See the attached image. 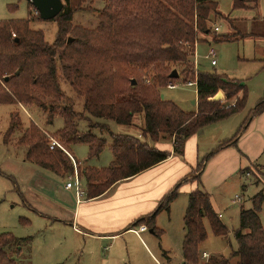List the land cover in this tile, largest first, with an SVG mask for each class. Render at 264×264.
Here are the masks:
<instances>
[{"label": "trees", "instance_id": "trees-1", "mask_svg": "<svg viewBox=\"0 0 264 264\" xmlns=\"http://www.w3.org/2000/svg\"><path fill=\"white\" fill-rule=\"evenodd\" d=\"M104 1L97 28L92 31L75 28L76 37H68L64 41V35L69 31L66 23L70 21L72 6L83 2L67 0L69 4L71 2V7L52 19L63 18L64 22L60 24L51 45L44 42L42 32L30 30V13L25 20L0 21V105L35 106L48 113V125L52 124L55 116H60L63 127L55 133L65 149L70 150L76 144L87 145L88 158L91 159L103 151L105 140L90 132L78 134V114L73 108H56L64 99L57 75L56 57L63 63L70 87L83 98L88 118L129 126L136 114L143 115L140 137L109 133L112 139L109 150L113 161L108 167H86L81 171L88 200L103 195L115 183L132 178L170 156V152L152 147L148 142L169 139L172 154L182 155L185 140L209 125L242 112L247 97L245 87L239 82L216 73H194L190 68L193 48L201 40L198 34H209L207 23L210 15L217 10L216 2ZM258 2L233 0V10L253 8ZM28 4L30 7L31 4ZM259 37L264 38V32ZM261 62L264 70V59ZM173 71L178 73L177 79L170 78ZM180 79L184 83L196 80L197 107L194 112H183L174 103L160 98L161 88H167ZM146 80H150V83L147 81L148 85ZM219 92L225 95V101L235 99L236 104L226 108L221 100H213ZM262 112L264 95L236 133L221 142L212 155L234 146L251 120ZM16 126L12 115L5 140ZM104 127L106 125L102 129ZM19 145L26 148V162L57 176H61L63 171L72 172L66 155L56 148L49 151L46 136L36 127L31 126L23 132ZM196 168V177L187 182H195L197 187L189 193L183 215L185 234L181 254L186 264H198L199 245L206 239L204 221L209 223L214 236L224 237L228 233L212 209L210 196L201 188L202 163ZM246 170L241 174L249 177ZM261 176L264 180V168ZM179 185L169 191L149 215L133 221L129 229L145 226L159 238L162 232L156 228V217L162 211L169 212ZM261 217L264 219L262 190L251 198V208L241 209L239 213V227L233 233L237 250L227 258L209 256L203 264H264V224ZM25 241L9 233L0 234V264H17L7 249L21 246Z\"/></svg>", "mask_w": 264, "mask_h": 264}, {"label": "rangeland", "instance_id": "rangeland-1", "mask_svg": "<svg viewBox=\"0 0 264 264\" xmlns=\"http://www.w3.org/2000/svg\"><path fill=\"white\" fill-rule=\"evenodd\" d=\"M82 1L80 5L72 6L70 21L66 23L69 31L64 35V41L68 37H76L75 28L92 31L99 24V16L105 1ZM213 1L217 3V10L210 15L207 23L209 34H198L201 40L193 48L195 54L190 60V68L194 73H216L239 82L245 87L247 97L241 113L204 129L206 135L199 139L197 151V163H202V169L210 159L207 156L212 152L210 148L215 149L223 140L231 138L243 118L245 119L264 95V70L261 62L264 59V54L261 52L263 48L261 43L264 42V38L259 37L264 32L262 30L264 29V0H259L258 7L252 10H233V0ZM62 2L64 7L61 12L71 7V2L70 4L67 0ZM29 13L32 19L29 24L30 30L42 32L44 42L48 45L53 44L60 24L64 22L63 18L44 21L25 0H0V21L25 20ZM215 28L218 30L215 31ZM211 48L216 52L214 66H211V60L208 57V51ZM56 65L59 85L64 94L63 101L59 102L56 108L60 110L63 106L72 107L78 114L76 119L78 134L90 132L104 139L105 146L100 155L89 159L87 145L76 144L71 146L70 150L65 149L66 147L56 136L55 132L63 127L60 116H55L52 124L48 125V113L35 106L0 105V234L9 233L20 239L30 238L21 246L12 247L10 256L17 264H183L181 244L184 229L183 215L188 198L186 190L195 188V182H179L177 196L169 212L162 211L157 216L156 228L162 232L161 236L156 237L148 229L144 233H136L140 234L139 238L143 243L133 233L105 241L88 240L74 234L69 221L65 224L60 222L75 203L74 190L64 189L68 177L74 174L75 165L81 187L84 189L85 184L80 174L84 168L102 169L108 167L113 161L109 150L112 142L109 133L140 136L143 115L136 114L129 126H120L109 120L88 118L83 107L84 100L70 87L66 80L63 63L58 57H56ZM195 77L194 74L193 78ZM148 82L150 83V80ZM174 84H178V87L173 90L168 88L159 90L161 100L174 103L183 112H194L197 101L196 87H187L182 79ZM216 96H220L217 98L218 101L221 100L222 105L236 104L235 99L225 101V95L221 92ZM12 115L15 117L17 126L5 140ZM103 125H106L104 129H102ZM31 126L36 127L46 136L48 149L51 141H55L61 147L56 149L62 151L68 158L72 166L71 173L63 171L61 176H57L26 162V148L19 145V139ZM213 133L215 138H220L221 141L210 147L212 143L209 139L213 137ZM148 143L162 150L172 145L169 139L164 138L156 143ZM49 151L53 150L49 149ZM195 152L196 149L187 150L188 157L195 156ZM258 163L264 166V152ZM262 166L250 165L245 171L250 174L248 178L240 175L238 180L232 179L218 189L211 188V193L205 191L201 185L210 197L215 198L218 204L226 208L221 221L226 225L224 226L228 233L224 237H216L209 223L204 221L206 239L199 245L198 264L208 260V258L206 260L201 258L202 253H206L208 257L227 258L237 250L233 233L239 227V209L241 206H244V210L250 209L251 198L261 190L264 194V180L261 176L264 167ZM196 169L190 173L189 179L196 177ZM242 187H246V192L242 193ZM198 188L200 189L199 186ZM235 195L243 198L240 204ZM22 197L29 206L24 203ZM231 201L237 204L231 205ZM26 220L29 224H25ZM261 220L264 224L263 217ZM134 229L137 230L138 227ZM17 249L21 250L17 251Z\"/></svg>", "mask_w": 264, "mask_h": 264}, {"label": "crops", "instance_id": "crops-1", "mask_svg": "<svg viewBox=\"0 0 264 264\" xmlns=\"http://www.w3.org/2000/svg\"><path fill=\"white\" fill-rule=\"evenodd\" d=\"M257 7L258 5L246 10L256 9ZM261 45V47H263L261 48V52L264 54V42H262ZM209 126L199 130L196 134L185 140L182 155L175 156L172 154L171 145L165 150L171 154L164 162L153 166L132 178L115 183L103 195L88 200L86 199V194L79 198L76 197L75 194L73 208L63 216L64 218L63 220H60V222L65 224L69 221L74 234L83 236L88 240L105 241L125 236L127 233H133L142 242L139 238L140 234H136L139 233L137 232L138 230H135L134 228L129 229L130 224L136 219L141 218V216L145 217L149 215L157 207L159 201L180 181L187 182L190 173L198 165V141L203 135H206L204 129L209 128ZM137 136L140 137L139 135ZM219 139L220 138H215V133H213V137L209 139L210 143H212V146L210 147H213L215 143L220 142L221 140ZM157 149L162 150L160 148ZM193 149H196L195 156L189 158L187 150L192 151ZM210 149H212L213 152L216 148L214 149L213 147ZM212 152L207 154L210 159L200 171V183L203 189L208 193L212 192L210 190L211 188L218 189L232 179L238 180V176L242 175L241 172L248 169L250 165L258 164L262 166L258 162L264 152V112L251 120L247 129L238 138V141L234 146L217 151L213 155ZM194 163L196 164L192 167L191 165H194ZM246 177L248 178L247 175ZM194 185L196 188L197 186L195 183ZM195 188L193 187L190 188V190H186L188 195L193 189L195 190ZM64 189L66 191L72 190L66 189L65 186ZM82 190L85 192V187ZM244 191L246 192V187H242V193ZM184 196L187 198L186 195ZM236 196L237 195H235V197ZM237 197H239V201L237 202L240 204L243 201V198L240 196ZM23 200L25 203L24 198ZM210 202L213 211L219 216L221 221L224 217L226 208L218 204L212 196L210 197ZM237 202L231 201V205L235 203L237 204ZM172 203L170 204V207ZM25 204L27 205V203ZM243 207L244 206H241L238 213H240L241 209H244ZM221 222L225 225L223 221ZM27 223L29 224L26 220L25 224ZM27 239L29 240L30 238L24 239L26 240L25 242L28 241ZM25 242H23V244ZM10 250L12 249H7L9 255ZM20 250L21 249H17V251Z\"/></svg>", "mask_w": 264, "mask_h": 264}, {"label": "built area", "instance_id": "built-area-1", "mask_svg": "<svg viewBox=\"0 0 264 264\" xmlns=\"http://www.w3.org/2000/svg\"><path fill=\"white\" fill-rule=\"evenodd\" d=\"M218 29L215 28V31H217ZM194 54H195V49H194ZM208 57L210 58V64L211 66H214L216 64L215 62V57H216V52L214 49H209L208 51ZM187 87H196V81L194 82H187V83H184ZM178 87V84H170L167 86L168 89L170 90H173L175 88ZM218 96H215L213 98V100H219L217 98ZM230 106H233L232 104H229V105H226V108L230 107ZM55 148H60L61 147L55 142V141H51L50 143V146H49V149L50 150H54ZM70 157V156H69ZM70 159L74 162V160L70 157ZM75 163V162H74ZM76 165H75V169H74V174L70 177H68V181L65 183V188L66 189H73L75 194H76V197H81L82 195L85 194V192L82 190V187H81V183H80V180L77 176V172H76ZM248 176V175H247ZM237 200H239V197H237ZM139 233H142V232H145L147 230V228L145 226H140L138 229H137ZM201 258L206 260L208 258V255L207 254H202L201 255ZM158 264V263H157ZM183 264H186V263H183Z\"/></svg>", "mask_w": 264, "mask_h": 264}, {"label": "water", "instance_id": "water-1", "mask_svg": "<svg viewBox=\"0 0 264 264\" xmlns=\"http://www.w3.org/2000/svg\"><path fill=\"white\" fill-rule=\"evenodd\" d=\"M27 3H30L34 8L39 18L44 21L54 19L64 7L62 0H25ZM71 42V39L68 40V43ZM170 78L177 79L178 73L173 71ZM135 84V81H132V85ZM220 96H218L219 98Z\"/></svg>", "mask_w": 264, "mask_h": 264}]
</instances>
